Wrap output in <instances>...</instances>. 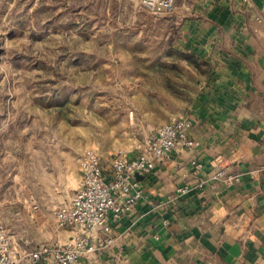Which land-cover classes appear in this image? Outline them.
<instances>
[{
  "label": "rangeland",
  "instance_id": "obj_1",
  "mask_svg": "<svg viewBox=\"0 0 264 264\" xmlns=\"http://www.w3.org/2000/svg\"><path fill=\"white\" fill-rule=\"evenodd\" d=\"M173 22L136 0H0V223L26 194L53 220L73 157L94 149L109 167L200 95L205 74L167 53Z\"/></svg>",
  "mask_w": 264,
  "mask_h": 264
},
{
  "label": "crops",
  "instance_id": "obj_2",
  "mask_svg": "<svg viewBox=\"0 0 264 264\" xmlns=\"http://www.w3.org/2000/svg\"><path fill=\"white\" fill-rule=\"evenodd\" d=\"M165 14L174 20V49L207 66L200 95L171 117L192 120L195 146L136 176L144 198L108 235L89 233L113 243L79 264H264V0H175ZM82 152L73 157L75 191L83 181ZM102 168L109 174L112 163ZM222 171L239 181L217 178ZM19 200L11 222L3 220L13 232L15 260L29 264L31 251L80 233L59 229L56 218H46L50 206L33 195ZM46 260L53 264L52 256Z\"/></svg>",
  "mask_w": 264,
  "mask_h": 264
},
{
  "label": "built area",
  "instance_id": "obj_3",
  "mask_svg": "<svg viewBox=\"0 0 264 264\" xmlns=\"http://www.w3.org/2000/svg\"><path fill=\"white\" fill-rule=\"evenodd\" d=\"M147 12L156 15L170 12L175 0H136ZM250 3L253 0H242ZM260 22L262 19L257 18ZM193 122L189 118H174L171 122L153 131L143 149L137 156L119 150L113 155L112 169L105 174L101 157L94 149L84 150L80 156L83 181L75 191L70 203L59 207L55 213L59 229H79L80 233L64 245L44 246L27 255L29 264H47L52 256L53 264H79L80 260L108 248L113 241L100 238L94 241L90 232L98 231L108 235L111 224L118 223L122 217L144 198L137 175H149L157 163L167 159L178 149H191L195 142L190 136ZM217 178L226 182H238L237 174L225 175L219 172ZM186 193L187 188L180 189ZM33 210L39 206L34 199H28ZM25 257L15 260L11 236L0 223V264H23Z\"/></svg>",
  "mask_w": 264,
  "mask_h": 264
},
{
  "label": "trees",
  "instance_id": "obj_4",
  "mask_svg": "<svg viewBox=\"0 0 264 264\" xmlns=\"http://www.w3.org/2000/svg\"><path fill=\"white\" fill-rule=\"evenodd\" d=\"M167 53H168L169 56H175L176 55L179 59L185 61L188 65H186L187 67L186 66H184V67L188 68L189 70L191 69L193 71L192 75H193L194 79H196L198 71L203 72L205 75L207 74V66L205 65V63L200 62L198 57H196V56H194L192 54H189V53L177 51L175 49H171ZM170 67L176 68V67H179V65H174L173 64ZM184 67H183V69H184ZM177 69L181 70V68H177ZM200 84H201V82H200ZM180 94L181 93L179 91H177V89L174 90L173 95L181 96Z\"/></svg>",
  "mask_w": 264,
  "mask_h": 264
}]
</instances>
